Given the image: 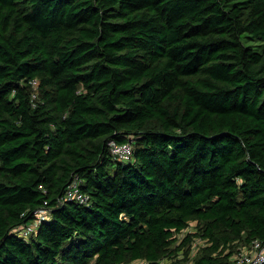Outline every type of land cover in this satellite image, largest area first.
I'll return each mask as SVG.
<instances>
[{
    "label": "trees",
    "instance_id": "trees-1",
    "mask_svg": "<svg viewBox=\"0 0 264 264\" xmlns=\"http://www.w3.org/2000/svg\"><path fill=\"white\" fill-rule=\"evenodd\" d=\"M197 236L193 264L264 242V0H0V264H159Z\"/></svg>",
    "mask_w": 264,
    "mask_h": 264
},
{
    "label": "built area",
    "instance_id": "built-area-1",
    "mask_svg": "<svg viewBox=\"0 0 264 264\" xmlns=\"http://www.w3.org/2000/svg\"><path fill=\"white\" fill-rule=\"evenodd\" d=\"M36 83V81H33ZM109 149L114 158L119 160H129L132 157V141L118 142L115 139L108 141ZM66 200H75L81 203L90 201V194L80 187V179L75 176L67 184L64 191ZM36 217L23 225L21 233L28 235L35 230L40 220L46 215V208L41 207L37 210ZM230 264H264V242L254 239L249 245L240 246L231 256Z\"/></svg>",
    "mask_w": 264,
    "mask_h": 264
},
{
    "label": "rangeland",
    "instance_id": "rangeland-1",
    "mask_svg": "<svg viewBox=\"0 0 264 264\" xmlns=\"http://www.w3.org/2000/svg\"><path fill=\"white\" fill-rule=\"evenodd\" d=\"M195 230V221H191L190 224L183 229L180 233H178V240L172 244V247L180 242L183 236L188 232ZM204 244V240L200 237H195L190 243V257L186 258L187 254L183 249H179L176 253L172 252L170 254H166L160 260L159 264H193V257L197 254L199 247ZM145 259H137L128 264H146Z\"/></svg>",
    "mask_w": 264,
    "mask_h": 264
}]
</instances>
